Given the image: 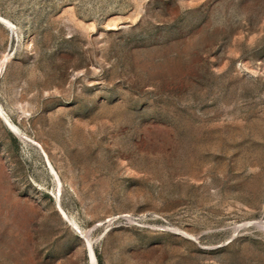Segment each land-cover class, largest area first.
I'll return each mask as SVG.
<instances>
[{
  "label": "rangeland",
  "instance_id": "rangeland-1",
  "mask_svg": "<svg viewBox=\"0 0 264 264\" xmlns=\"http://www.w3.org/2000/svg\"><path fill=\"white\" fill-rule=\"evenodd\" d=\"M0 264H264V0H0Z\"/></svg>",
  "mask_w": 264,
  "mask_h": 264
},
{
  "label": "bare ground",
  "instance_id": "bare-ground-1",
  "mask_svg": "<svg viewBox=\"0 0 264 264\" xmlns=\"http://www.w3.org/2000/svg\"><path fill=\"white\" fill-rule=\"evenodd\" d=\"M57 174V173H56ZM62 209V208H61ZM65 212V211H64ZM88 239V238H87ZM88 249H89V252L91 254V257H94V252H93V248L92 246L90 245V243L88 242Z\"/></svg>",
  "mask_w": 264,
  "mask_h": 264
}]
</instances>
